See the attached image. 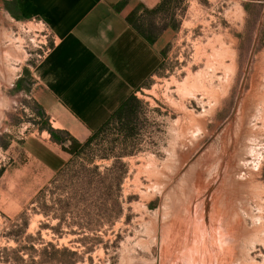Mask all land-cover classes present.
Wrapping results in <instances>:
<instances>
[{"label": "rangeland", "instance_id": "obj_1", "mask_svg": "<svg viewBox=\"0 0 264 264\" xmlns=\"http://www.w3.org/2000/svg\"><path fill=\"white\" fill-rule=\"evenodd\" d=\"M181 2L135 134L47 173L23 165L41 120L15 82L53 39L0 0V264L48 244L62 264H264V0Z\"/></svg>", "mask_w": 264, "mask_h": 264}, {"label": "crops", "instance_id": "obj_2", "mask_svg": "<svg viewBox=\"0 0 264 264\" xmlns=\"http://www.w3.org/2000/svg\"><path fill=\"white\" fill-rule=\"evenodd\" d=\"M160 1L13 0L19 18L42 20L53 35L41 60L17 74L15 86L42 108L54 129L85 141L160 64V33L150 43L126 19L139 4L152 9ZM163 19L169 21L159 12L151 21L159 27ZM37 132L22 142L23 165L55 173L71 154L48 131Z\"/></svg>", "mask_w": 264, "mask_h": 264}, {"label": "trees", "instance_id": "obj_3", "mask_svg": "<svg viewBox=\"0 0 264 264\" xmlns=\"http://www.w3.org/2000/svg\"><path fill=\"white\" fill-rule=\"evenodd\" d=\"M179 1L181 0H161L152 9L144 8L142 5L139 4L129 13L126 19L140 34L146 37L150 43H153L160 31H159V27H157L151 21V18L154 17L159 12H163L169 18V21L165 24V27H171V23H172L171 19L173 17V10H174L173 8ZM145 18L147 19L146 23L144 22ZM139 104L140 101L136 97L135 92L129 94L125 99H123L120 102V104L103 121V123L97 129H95L90 134V136L83 142L77 140L66 130L54 129L49 123L48 118L43 112L42 108L37 104H35V109H36V114L38 115V117H40L41 120L38 129L48 131V133L51 136V139L56 143H58L59 145H61V148L64 151L72 155L78 156V155H82L84 150L92 142H94V140L101 133L105 132V130L109 128V126H111L112 124L117 125L118 133L122 135L124 138L132 137L136 132V122L139 116ZM1 173H2V169L0 170V175ZM47 246H51V248H54L52 244H48ZM47 246L38 250L35 248H31L34 252H36L39 255V258L37 260H35L32 255L29 256L28 260H25L22 258L21 255H19L17 250H12L13 258L17 264H46L50 262H57L59 264H62L61 260H59V258L54 256L55 254L54 252H53L54 254L52 253L49 254V252L47 251ZM59 251L68 252L72 255L76 254L75 251L69 250L66 247H63Z\"/></svg>", "mask_w": 264, "mask_h": 264}, {"label": "built area", "instance_id": "obj_4", "mask_svg": "<svg viewBox=\"0 0 264 264\" xmlns=\"http://www.w3.org/2000/svg\"><path fill=\"white\" fill-rule=\"evenodd\" d=\"M30 21H34V22H36V23L41 24L42 26H45V31H46L45 36L51 34V37H52V39H53V35H52V33L50 32L49 28L45 25V23H44L42 20L31 19Z\"/></svg>", "mask_w": 264, "mask_h": 264}, {"label": "bare ground", "instance_id": "obj_5", "mask_svg": "<svg viewBox=\"0 0 264 264\" xmlns=\"http://www.w3.org/2000/svg\"><path fill=\"white\" fill-rule=\"evenodd\" d=\"M217 38V37H216ZM210 41V40H209ZM213 47V46H212ZM199 50V49H198ZM212 51V50H211ZM218 52V51H217ZM215 53V52H214ZM220 54V52H218ZM205 55V54H204ZM215 55V54H214ZM213 55V56H214ZM217 55V54H216ZM221 55V54H220ZM222 56V55H221ZM211 57V56H210ZM223 57V56H222ZM199 58V57H198ZM197 59V58H196ZM208 60V58H206ZM205 60V59H204ZM213 60V59H212ZM221 60V59H220ZM210 61V60H209ZM214 61V60H213ZM212 66V65H211ZM7 77V76H6Z\"/></svg>", "mask_w": 264, "mask_h": 264}]
</instances>
